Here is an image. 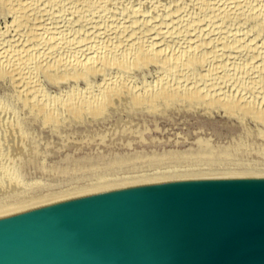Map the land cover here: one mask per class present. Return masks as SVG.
<instances>
[{"label": "bare ground", "instance_id": "obj_1", "mask_svg": "<svg viewBox=\"0 0 264 264\" xmlns=\"http://www.w3.org/2000/svg\"><path fill=\"white\" fill-rule=\"evenodd\" d=\"M140 1L134 7L132 0H0V9L10 8L13 15L8 30L0 33V77H12L19 95L48 120L60 107L48 104L43 74L82 70L89 85L85 77L105 76L99 94L92 85L88 96L77 98V107L90 109L125 93L132 101L143 98L129 70L158 62L162 90L148 103L163 97L206 99L227 108L252 106L249 113L256 109L254 115L264 117V0ZM122 67L126 77L115 73ZM228 88L240 94L239 101ZM3 186L0 192L8 187ZM22 192L0 200V207L33 196Z\"/></svg>", "mask_w": 264, "mask_h": 264}, {"label": "water", "instance_id": "obj_2", "mask_svg": "<svg viewBox=\"0 0 264 264\" xmlns=\"http://www.w3.org/2000/svg\"><path fill=\"white\" fill-rule=\"evenodd\" d=\"M0 264H264V168L129 173L0 207Z\"/></svg>", "mask_w": 264, "mask_h": 264}, {"label": "rangeland", "instance_id": "obj_3", "mask_svg": "<svg viewBox=\"0 0 264 264\" xmlns=\"http://www.w3.org/2000/svg\"><path fill=\"white\" fill-rule=\"evenodd\" d=\"M132 2L134 7L141 5L140 0ZM9 9H0V33L7 31L13 21ZM157 63L134 67L135 70H129L132 75L127 69L122 70L123 67L114 68L120 77L127 74L132 77L145 98L132 101L125 93L111 104H98L99 107L96 104L97 108L93 109L77 107V98L88 96L92 85L97 94L105 76L85 77L92 82L89 85L87 79L81 78L82 70L81 73L67 70L66 75L58 73L55 78L43 74L40 83L49 98L48 104L55 110L60 107L59 113L54 112L57 117L53 114L48 120L45 115L37 114L39 108L33 109L31 101L19 95L16 89L19 86H14L12 77H0V190L1 186L9 185V180H14L11 187L0 192V200L12 197L17 191L35 196L108 177L158 169L264 168L263 114L254 115L256 109L250 114L252 106L227 108L206 99L163 97L155 105L150 104L147 101L162 90L159 89L164 71ZM111 77L117 76L108 75ZM228 89L234 95L233 101H239L240 94L237 96L233 88ZM64 100L74 104H66Z\"/></svg>", "mask_w": 264, "mask_h": 264}]
</instances>
